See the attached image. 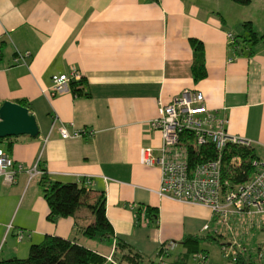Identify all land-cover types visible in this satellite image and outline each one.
Segmentation results:
<instances>
[{
	"label": "crops",
	"instance_id": "crops-1",
	"mask_svg": "<svg viewBox=\"0 0 264 264\" xmlns=\"http://www.w3.org/2000/svg\"><path fill=\"white\" fill-rule=\"evenodd\" d=\"M239 10L243 14L228 22L215 0H0V106L25 99L40 129L37 137H13L12 149H2L14 159L16 172L12 183L0 174V257L25 255L31 242L48 235L77 241L83 234L75 227L93 218L81 210L50 222L39 182L43 168L53 179H86L106 192L115 235L106 239L112 243L109 253L105 247L94 250L109 260L117 238L147 256L175 241L177 256L185 251L186 236L210 228L216 219L210 208L158 194L161 168L147 165L144 156L148 148L154 157L161 153L162 135L151 126L159 107L192 89L202 91L210 114L228 119L226 129L249 139L264 161V41L241 44L239 52L229 39V33L248 35L245 21L259 34L264 24L254 26L252 14ZM191 38L204 44L207 74L198 82ZM26 52L28 63H15ZM73 70L80 76L71 82L82 80L77 88L83 94L71 83L57 96L46 91L53 75ZM62 126L81 135L64 139ZM34 168L43 173L31 175ZM146 206L159 210L156 224H137L136 213ZM247 216L229 218L242 228L239 237L248 235L245 227L260 235L258 250L262 219ZM20 230L26 232L21 241ZM236 243L247 252V244Z\"/></svg>",
	"mask_w": 264,
	"mask_h": 264
},
{
	"label": "built area",
	"instance_id": "built-area-1",
	"mask_svg": "<svg viewBox=\"0 0 264 264\" xmlns=\"http://www.w3.org/2000/svg\"><path fill=\"white\" fill-rule=\"evenodd\" d=\"M229 39L234 42L230 33ZM30 56V52L20 53L14 61L17 64H26ZM79 76L75 70L70 75H53L52 85L46 91L51 96L62 94L70 89L72 79H78ZM227 123L228 119L217 118L210 114L202 91L184 89L171 102L161 105L158 116L151 121L152 128L161 133L163 145L158 157L153 156L152 149H145L144 162L147 165H159L161 168V186L158 190L161 197L204 205L210 208L216 218L225 223L234 213L251 217L258 215L262 219L260 223L264 228V161L254 160L257 170L245 181L236 182L232 179L239 175L242 158L233 155L225 170L223 158L227 147L236 145L251 148L252 142L245 137L230 133L226 129ZM59 130L64 139L81 135L79 132L71 134L64 126ZM185 131L194 134L196 147L212 144L217 151V158L191 167L187 160V148L181 140ZM13 164L14 159L0 149V174L4 175L9 183L15 181L16 171L12 169ZM19 168H22L21 165ZM39 172L43 173L34 168L31 175ZM208 227L205 225L204 229ZM25 236L24 230H20L17 235L19 241ZM176 246L175 241H168L164 245V250L172 252ZM239 250L237 243L230 244L225 253L235 260ZM257 254V264H264V242L258 248ZM161 258L164 262L163 257ZM206 258L207 255L195 256V259Z\"/></svg>",
	"mask_w": 264,
	"mask_h": 264
},
{
	"label": "trees",
	"instance_id": "trees-1",
	"mask_svg": "<svg viewBox=\"0 0 264 264\" xmlns=\"http://www.w3.org/2000/svg\"><path fill=\"white\" fill-rule=\"evenodd\" d=\"M241 5H249L252 0H233ZM248 32L247 36L237 35L234 37L233 46L241 52V44L264 41V33L259 34L254 30L252 21L242 23ZM194 50V60L192 65L193 77L196 82L206 77V62L204 53V44L197 38H191ZM83 81L71 82V89L78 95L83 94L78 85ZM23 106L29 107L30 104L25 100L19 101ZM181 140L186 146L187 160L191 167L198 163L209 161L217 158V151L212 144L195 146V136L192 132L185 131L182 133ZM8 141L7 149L11 150L13 146V137H7L0 140ZM223 158L225 170L228 168L229 159L233 155H239L242 158L239 175L232 178L236 182H243L248 179L257 168L254 166V160L258 159L253 148L229 146L225 151ZM44 173L40 178L43 196L48 203L49 213L47 219L56 223L59 219L65 217H76L81 210L92 216V220L86 224L78 225L75 231L81 232L87 237H93L97 234L102 240L115 235L114 228L107 217V198L105 191L97 192L86 184V179L80 181L63 182L53 179L47 170L43 168ZM225 171V175H226ZM159 218V210L150 206L140 208L136 213V221L139 225L156 224ZM76 226V225H75ZM203 236L189 235L182 241L185 251L177 256L172 252L164 250V242L156 251L154 256H147L140 251L135 250L129 243L122 238L116 239L115 248L111 257L102 255L97 250L78 243L74 239L61 237L58 235H48L40 243H33L30 246L27 257H12L0 260V264H153L154 259L163 257V260L170 261L171 264H188V259L192 252L198 251V243ZM206 252V251H205ZM164 261V262H165ZM233 264H256V259L248 255L246 251L239 250L238 256L232 260Z\"/></svg>",
	"mask_w": 264,
	"mask_h": 264
},
{
	"label": "rangeland",
	"instance_id": "rangeland-1",
	"mask_svg": "<svg viewBox=\"0 0 264 264\" xmlns=\"http://www.w3.org/2000/svg\"><path fill=\"white\" fill-rule=\"evenodd\" d=\"M219 1V3H218ZM230 3V4H229ZM221 6L223 12H226L227 17L226 19L228 22H233L238 16L242 15L243 12L239 9H244L245 11L249 12L251 15V18L255 20L254 26L260 27L264 24V0H252V3L250 5H241L233 0H215V6ZM234 5V6H230ZM234 7V8H233ZM6 143L0 142V148L5 149ZM254 219L253 217L247 216L245 219ZM248 229V235L245 237H239L240 233L242 232V228H240L239 225L236 224L233 220L230 218L227 219V223L223 222L221 219L216 218L215 221L212 222L210 228L206 230L204 233H202L200 236V242L198 243V251L192 252L190 254V257L188 259V264H233V261L230 257L226 256L225 250L230 247V244H235L237 242H244L248 245L247 254L251 255L254 259L258 256L255 243L259 239L260 235L257 234V232H252ZM250 231V232H249ZM18 238V237H17ZM256 238V239H255ZM12 233L9 237V240L7 243H5V248H7L8 244L12 240ZM28 239V238H27ZM24 240V243L29 242V240ZM253 239L255 241H253ZM264 240V239H263ZM263 240L261 242H263ZM5 242V239L3 241V244ZM78 243L83 244L87 247L97 249V250H103V247H105L109 250L112 247V243L109 241H102L101 236L99 234L93 236V237H87L84 235L78 236ZM33 242L29 244V247L31 246ZM241 245H239V249H241ZM30 251V250H29ZM26 253L25 255L18 256L21 258L27 257L29 255ZM206 251V252H205ZM207 255L206 259H195V256ZM4 258V255L0 257V260ZM171 264L170 261L162 262V258H156L154 259L153 264ZM257 264V262H256Z\"/></svg>",
	"mask_w": 264,
	"mask_h": 264
},
{
	"label": "water",
	"instance_id": "water-1",
	"mask_svg": "<svg viewBox=\"0 0 264 264\" xmlns=\"http://www.w3.org/2000/svg\"><path fill=\"white\" fill-rule=\"evenodd\" d=\"M40 129L30 108L20 103L5 101L0 106V140L29 135L37 137Z\"/></svg>",
	"mask_w": 264,
	"mask_h": 264
}]
</instances>
